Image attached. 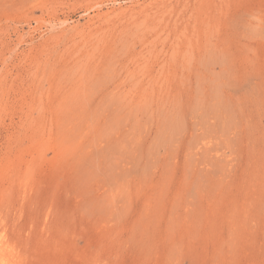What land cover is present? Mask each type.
<instances>
[{"label":"rangeland","instance_id":"1","mask_svg":"<svg viewBox=\"0 0 264 264\" xmlns=\"http://www.w3.org/2000/svg\"><path fill=\"white\" fill-rule=\"evenodd\" d=\"M0 244L264 264V0H0Z\"/></svg>","mask_w":264,"mask_h":264},{"label":"bare ground","instance_id":"2","mask_svg":"<svg viewBox=\"0 0 264 264\" xmlns=\"http://www.w3.org/2000/svg\"><path fill=\"white\" fill-rule=\"evenodd\" d=\"M0 264H16L15 254L13 250L6 244H0Z\"/></svg>","mask_w":264,"mask_h":264}]
</instances>
